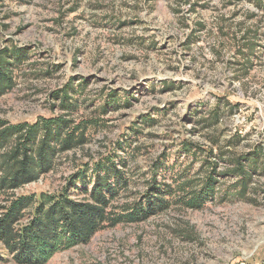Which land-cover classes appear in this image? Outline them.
<instances>
[{
  "label": "rangeland",
  "instance_id": "1",
  "mask_svg": "<svg viewBox=\"0 0 264 264\" xmlns=\"http://www.w3.org/2000/svg\"><path fill=\"white\" fill-rule=\"evenodd\" d=\"M247 29L257 34V46L245 72L238 49ZM11 46L29 48L30 58L15 69L16 87L0 97V120L34 123L64 113L52 95L73 83L80 107L72 118L96 121L83 148L61 154L52 172L15 197L62 192L79 167L93 166L126 137L131 148L118 151L127 158L131 184L115 207L144 192L162 157L167 170L159 181L171 182L184 167L205 176L207 150L192 162L185 141L213 147L215 157L264 145V9L253 1L0 0V52ZM165 82L174 86L164 88ZM110 93L130 105L104 114ZM218 104L219 123L206 127L207 112ZM148 117L154 124H144ZM227 165L221 161L219 170ZM219 179L218 193L225 195L236 179ZM221 195L199 210L173 205L140 223L107 226L46 264H264V175L254 176L247 200ZM0 264H17L1 242Z\"/></svg>",
  "mask_w": 264,
  "mask_h": 264
},
{
  "label": "trees",
  "instance_id": "2",
  "mask_svg": "<svg viewBox=\"0 0 264 264\" xmlns=\"http://www.w3.org/2000/svg\"><path fill=\"white\" fill-rule=\"evenodd\" d=\"M249 1L264 9V0ZM234 35L233 38H236L238 31ZM256 35L252 29H247L242 37L244 43L238 49L243 58L241 70L245 72L254 65ZM245 50L247 53H244ZM29 58V48L11 46L0 52V97L16 87L15 69L24 66ZM171 86L174 84L164 83V88ZM75 92L71 83L65 90L53 93L55 104L64 113L49 118L40 117L34 123L12 124L0 120V196L5 197V204H0V242L17 264H46L63 250L87 244L107 226L140 223L152 215L166 212L173 205L189 210L202 209L207 201L221 195L218 193L221 176L236 179L227 189L228 193L221 196L247 200L254 176L264 175L262 144L249 154L221 151L215 157L213 147H202L201 150L195 143L185 141L182 147L192 162L204 154L203 150H207V158L200 168L205 176L198 179L191 174L192 167H184L179 168L171 182H166L164 177L159 181L158 177L167 170L162 157L154 164L152 179L145 181L144 192L130 193L131 198L135 196L132 201L115 207L113 202L122 191L129 190L131 184L124 171L127 158L119 155L120 150L125 152L127 146L131 148L130 138L126 137V140L117 143L116 150L94 161L93 166L84 164L79 167L68 178V186L62 192L15 197L18 189L52 172L61 154L83 148L89 142V130L95 128L96 121H74L72 115L80 107L71 95ZM104 104V114L110 108H119L120 104L130 105L117 93H110ZM220 106L218 104L216 109L207 112L204 119L206 127L219 123L223 112ZM194 114L199 115L198 109ZM143 122L154 124L150 117ZM136 130L131 129V134L137 133ZM213 142L218 145L219 139L213 138ZM221 161L228 164L223 171L219 170ZM73 194L85 196L76 200ZM117 208H121L122 213L113 212L112 209ZM24 220L28 221L23 223Z\"/></svg>",
  "mask_w": 264,
  "mask_h": 264
}]
</instances>
